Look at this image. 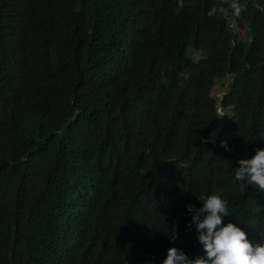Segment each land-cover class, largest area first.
Listing matches in <instances>:
<instances>
[{"label":"trees","instance_id":"trees-1","mask_svg":"<svg viewBox=\"0 0 264 264\" xmlns=\"http://www.w3.org/2000/svg\"><path fill=\"white\" fill-rule=\"evenodd\" d=\"M239 3L0 0V264L204 256L186 206L210 195L264 242V191L234 179L264 149V0Z\"/></svg>","mask_w":264,"mask_h":264},{"label":"clouds","instance_id":"clouds-1","mask_svg":"<svg viewBox=\"0 0 264 264\" xmlns=\"http://www.w3.org/2000/svg\"><path fill=\"white\" fill-rule=\"evenodd\" d=\"M221 4L226 7L214 6L207 15L221 14L227 17L230 14L239 17L245 10L239 0H221ZM183 8L184 0H178L177 14ZM256 8L264 12V6L257 4ZM179 75L185 80L188 78L186 73L182 72ZM162 82L166 83V80ZM221 95L222 93L215 96L220 100ZM220 146L230 150L225 141H221ZM237 164L234 179L239 182L240 187L247 189L252 185L264 191V149H257L254 156L239 159ZM198 200L202 207L186 206L191 214V220L186 227L187 230H192L194 226L204 256L190 258L182 250L170 247L161 264H264V242L256 244L250 242L245 231L236 224L227 223L222 226V217L230 214L227 201L217 195L201 196ZM176 238L174 232L171 240L174 241Z\"/></svg>","mask_w":264,"mask_h":264},{"label":"rangeland","instance_id":"rangeland-1","mask_svg":"<svg viewBox=\"0 0 264 264\" xmlns=\"http://www.w3.org/2000/svg\"><path fill=\"white\" fill-rule=\"evenodd\" d=\"M221 84L222 83H217V84H215L214 85V87H213V89H212V94H214V95H216V96H219L221 93H222V90H223V87L221 88ZM220 109V108H219ZM218 109V110H219ZM231 108L230 109H228L227 111H223V110H219V113H220V115L222 116L221 117V119L223 118V115L224 114H228V113H230L231 111Z\"/></svg>","mask_w":264,"mask_h":264}]
</instances>
